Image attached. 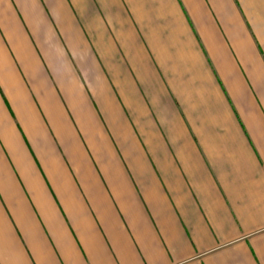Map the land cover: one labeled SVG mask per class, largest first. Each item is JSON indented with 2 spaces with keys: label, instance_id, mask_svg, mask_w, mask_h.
Returning <instances> with one entry per match:
<instances>
[{
  "label": "crops",
  "instance_id": "1",
  "mask_svg": "<svg viewBox=\"0 0 264 264\" xmlns=\"http://www.w3.org/2000/svg\"><path fill=\"white\" fill-rule=\"evenodd\" d=\"M0 264H264V0H0Z\"/></svg>",
  "mask_w": 264,
  "mask_h": 264
}]
</instances>
